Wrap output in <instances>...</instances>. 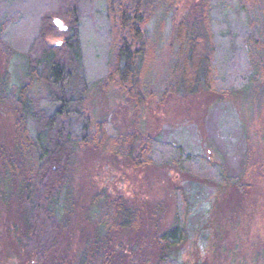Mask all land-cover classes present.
Segmentation results:
<instances>
[{"label":"rangeland","instance_id":"1","mask_svg":"<svg viewBox=\"0 0 264 264\" xmlns=\"http://www.w3.org/2000/svg\"><path fill=\"white\" fill-rule=\"evenodd\" d=\"M37 1L16 0L12 20L2 25L8 37L0 40V77L8 73L9 86L21 83L26 69L23 52L34 55L45 46L64 48L67 34L54 19L63 21L66 30L78 25L87 44L83 63L88 79L100 78L102 85L90 91L87 113L95 133L104 130L113 140L106 145L103 136H96L93 141L97 144L78 148L69 172L74 205L68 214L60 213L63 220L57 241L45 264L76 259L96 227L93 217L110 209V203L119 197L131 209L133 221L120 233L109 234L112 244L124 252L123 264H154L153 252L159 244L152 234L172 227L180 209L179 188L186 192L189 212L187 239L175 252L176 260L185 264H264V78L245 91L223 97L211 92L190 97L165 93L162 89L171 59L169 50L163 49L148 58L152 77L140 86L144 96L142 102H136L139 100L126 93L118 78L110 77L119 65L114 44L122 26L116 23L120 22L116 13L98 19L94 0ZM120 1L123 7L122 1L130 0ZM199 1L181 0L179 14L193 9L200 12ZM6 11L0 2V21ZM240 69L231 74L235 77L230 80L232 86L241 84L237 78ZM15 109L11 99L0 96L3 151L12 150ZM141 131L223 165L235 186L216 185L212 170L201 173L204 178H192L170 163L169 157L139 164L134 160L138 142L131 139ZM19 212L14 203L4 205L0 200V264H27L25 251L15 243L14 227H24L18 221Z\"/></svg>","mask_w":264,"mask_h":264},{"label":"trees","instance_id":"2","mask_svg":"<svg viewBox=\"0 0 264 264\" xmlns=\"http://www.w3.org/2000/svg\"><path fill=\"white\" fill-rule=\"evenodd\" d=\"M15 1L0 0L7 10L0 21V40H7L2 25L12 20ZM180 1L130 0L122 1V7L120 0H94L98 19L113 17L112 13L120 19L116 23L122 26L121 35L114 44L119 65L110 77L118 78L126 93L142 102L140 86L152 77L148 58L163 49L169 50L171 59L165 93L190 97L211 92L223 97L245 91L264 78V0H200V12L179 14ZM67 30H63L67 34L63 49L45 46L34 55L28 50L21 54L26 61L23 82L9 86L8 73L0 77V96L16 106L12 150L0 149V200L20 209L18 221L24 227H14L15 243L25 251L27 264L46 263L63 220L60 213L68 214L74 205L69 172L78 148L97 144L96 136H103L106 145L113 141L104 130L95 133L92 129L88 98L101 80L88 79L82 30L78 25ZM236 69H240L237 78L241 82L237 87L230 81ZM131 141L138 142L134 160L139 164L169 157L170 163L192 178H204L200 174L212 170L216 185L235 186L223 165L186 152L178 144L145 136L142 131ZM162 147L169 149L162 151ZM178 190L180 209L172 227L152 234L159 244L153 252L154 264H185L174 257L187 239L189 212L186 192ZM110 205L93 217L96 227L82 253L63 264H123L124 252L112 244L109 234L129 228L133 214L121 197Z\"/></svg>","mask_w":264,"mask_h":264},{"label":"water","instance_id":"3","mask_svg":"<svg viewBox=\"0 0 264 264\" xmlns=\"http://www.w3.org/2000/svg\"><path fill=\"white\" fill-rule=\"evenodd\" d=\"M54 22L59 26L60 29L65 30L67 27L64 25L63 21L59 18L54 19Z\"/></svg>","mask_w":264,"mask_h":264}]
</instances>
